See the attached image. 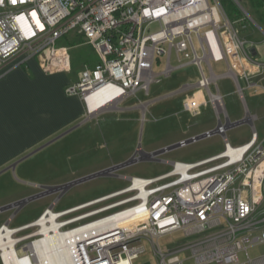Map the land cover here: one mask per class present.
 <instances>
[{
    "label": "built area",
    "instance_id": "1",
    "mask_svg": "<svg viewBox=\"0 0 264 264\" xmlns=\"http://www.w3.org/2000/svg\"><path fill=\"white\" fill-rule=\"evenodd\" d=\"M238 22L248 26L244 17L232 18L223 0H0V68L24 52L40 57L46 72L68 71L70 47L58 40L76 31L98 60L85 64L66 91L80 95L89 114L138 89L148 92L161 73L168 76L193 63L201 76L176 90L190 91L185 110L198 114L210 104L224 123L227 112L218 78L233 77L244 99L245 88L254 86L252 75L263 66L252 54L253 43L241 36ZM162 56L166 67L156 73L154 65ZM215 61L225 62L227 70L216 73ZM226 129L224 124L218 127L220 132ZM171 163L154 176L124 175L126 185L55 210L60 230L92 226L73 246L76 264L254 261L249 254L243 261L241 253L264 242V142L257 131L246 143L236 145L225 138L218 153ZM174 231L184 238L171 246L161 244ZM145 241L156 261L135 263L147 250ZM186 250L189 254L182 255Z\"/></svg>",
    "mask_w": 264,
    "mask_h": 264
},
{
    "label": "rangeland",
    "instance_id": "2",
    "mask_svg": "<svg viewBox=\"0 0 264 264\" xmlns=\"http://www.w3.org/2000/svg\"><path fill=\"white\" fill-rule=\"evenodd\" d=\"M240 1L250 17L247 16L248 18H246L243 8L236 0H223V3L232 18L244 17L246 19L248 24L246 28L242 27V23H237L240 34L253 43L258 51L255 58L262 62L264 61V0ZM58 43L69 45L72 61L70 70L57 73L61 80L65 78L72 79L70 82L76 81L85 64H92L97 61L98 56L94 48L87 44L82 36L76 34V31L69 32L60 38ZM30 59L38 63L41 69L45 71L40 57L30 56L28 60ZM224 63L223 61L213 62L216 73L227 68ZM172 65H178L174 57ZM165 67L166 59L165 56H162L159 62L156 61L154 71L161 73ZM198 69L196 65L190 63L174 69L168 76L161 73L159 75L161 80L151 82L148 92L141 88L123 98L120 105L126 108H109L89 117L71 131L21 160L15 168H9L1 173L0 203L15 195H19L21 198V196L24 197L39 192L43 189L40 187L41 184L64 183L82 176L81 174L85 175L93 170L105 168L103 166L127 158L124 154L131 147H134L133 152L139 146L146 151H152L179 142V138L189 129L192 123H217L219 121L218 115L210 104L202 106L200 113L193 114L185 110L183 104L184 98L190 91L176 92L184 83L194 82L201 76L200 69ZM218 84L232 118L246 115V103L253 113L251 109L252 101L258 92L246 93L243 99L237 90L235 80L231 76L218 79ZM258 91L264 93V88H259ZM43 99L45 101L50 100L47 97ZM143 101H147V103L143 106L127 109L128 106H134ZM223 120L225 122V118ZM188 123L189 125H187ZM258 123V120H256L255 124H257L259 132H262ZM251 131V125L243 123L229 127L227 134L232 144H238L246 140ZM58 134L46 139L40 145L54 139ZM223 145V135L214 133L166 150L157 155L158 159L156 160L133 162L118 169V172L127 175L154 176L170 169L172 166L171 161H194L208 153L222 149ZM22 171L27 172V174H22ZM23 176L29 178V181H21L24 178ZM127 183L128 179L117 175H101L91 178L73 185L62 194L58 191L34 199L18 211H16V208H10L0 212V226L3 223H8L10 226H19L32 222L47 208L64 209L96 197L103 192H109L124 186ZM19 188H23V192L27 193H17ZM9 216L10 219L7 220ZM41 229V224H34L15 233L17 237L27 236L16 244L21 264L38 263V261H35L34 256L30 255L27 246L30 241L43 236ZM183 238L184 235L181 231H174L161 238L160 242L167 247ZM145 243L147 250L134 260L135 263L156 261L155 256L152 255L151 244L147 241ZM181 254L188 255L189 251H183ZM0 264H3L1 257Z\"/></svg>",
    "mask_w": 264,
    "mask_h": 264
},
{
    "label": "crops",
    "instance_id": "3",
    "mask_svg": "<svg viewBox=\"0 0 264 264\" xmlns=\"http://www.w3.org/2000/svg\"><path fill=\"white\" fill-rule=\"evenodd\" d=\"M257 52L258 51L256 50L255 53H252L254 57ZM29 58L30 56L27 53H20L10 58L4 66L0 68V171L4 169L1 173L7 171L9 168H5L14 161H18L16 166L19 165L21 160H23L21 157H23L25 153H30L29 151L36 149L38 145H40L43 141H46V139H49L58 133L67 131L70 127L76 125L77 123L80 124L84 122L89 117L97 115L105 109L116 107L126 108L120 105V102L123 100L121 99L116 103L101 109L95 114H89L86 110L82 97L78 94H69L66 91V88L70 84L74 83L75 80L74 82H70L72 79L62 78L61 80L59 78V74H57L58 72H45L41 69L38 63L31 61V59L28 60ZM96 62L97 61L93 62L92 65ZM262 63V70L259 73L252 75L251 80L254 83V86L245 88V96L246 93H258L255 94L256 96H254V100L252 101L251 109L253 110V113L250 111V108L246 103V115L244 117L247 115L248 117L249 115L253 117V119L249 117L252 131L255 129L257 131L258 140L264 142V93H259L258 91L259 88H264V61H262ZM224 66L227 67V64L224 63ZM226 70L227 68L222 72H218V74H221ZM212 88L215 89V86L213 85ZM45 94L47 99L50 98L49 101H45V99H43L45 98ZM146 103L147 101H143L142 103H138L134 106H128L127 109L143 106V104ZM211 108L214 110L213 107ZM226 112L228 118L223 116V119L225 118V122L228 121V119L235 121L243 118L242 115L237 116V118H232L227 107ZM256 120H258V124L261 127L262 132H259V129L257 128V124H255ZM215 123H192L189 126V129H187L179 140L188 139L214 129L218 125L219 121H217L216 124ZM187 125H189V123ZM227 129L225 134L220 133L224 137V142L225 138L229 140ZM252 131L246 140H243L238 144H243L249 141ZM223 148L208 153L202 157L218 153L222 151ZM133 150L134 147H131L128 152H125L124 155H126L125 157L127 158L123 157V160L118 162L114 161L103 167H109L113 164L125 161L133 155V153H135L136 150L134 152ZM21 173L27 174V172L24 171ZM124 175L127 174L118 172L117 176L124 178ZM23 177L24 178L21 179V181H29V178H26V176ZM107 192H103L101 194ZM17 193L23 194L27 192H23V188H19ZM18 198H20L19 195H15L14 197H10L9 199L2 201L0 205L12 202ZM9 219L10 216L7 220ZM248 254L254 261L247 262L246 264H263L262 259H264V242L255 243L248 247L247 252H242L241 258L243 261L247 260Z\"/></svg>",
    "mask_w": 264,
    "mask_h": 264
},
{
    "label": "bare ground",
    "instance_id": "4",
    "mask_svg": "<svg viewBox=\"0 0 264 264\" xmlns=\"http://www.w3.org/2000/svg\"><path fill=\"white\" fill-rule=\"evenodd\" d=\"M57 211L48 208L36 220L25 226H10L7 223L0 226V257L3 264H21L16 242L22 237L15 236L17 231L34 224H41L42 237L30 241L27 248L36 264H76L73 256V246L82 238L84 232L92 226L67 228L60 230V221H57Z\"/></svg>",
    "mask_w": 264,
    "mask_h": 264
},
{
    "label": "water",
    "instance_id": "5",
    "mask_svg": "<svg viewBox=\"0 0 264 264\" xmlns=\"http://www.w3.org/2000/svg\"><path fill=\"white\" fill-rule=\"evenodd\" d=\"M252 52L255 53L256 52V49L255 48H252ZM243 123H249V124L251 123L250 120H249L248 115L246 117H243V118L238 119V120H235V121H231L230 119H228V121H226L225 123H222L220 121L218 123V125L214 129H211V130L206 131V132H204L202 134L193 136V137L188 138V139H183V140H181L179 142L172 143L170 145H166L164 147H161V148H158V149H155V150H152V151H146L143 148H141V146H139V148L135 151V153H133V155H131L125 161H122V162L113 164V165H111L109 167H105V168L96 170L94 172H91V173L82 175L80 177L74 178V179L69 180V181H66L64 183H58V184H41L40 187L43 188L41 191L36 192V193H33V194H30V195H27V196H24V197H21V198H18L16 200L12 201V202H9V203L0 205V211L6 210V209H10V208H16V211H18L21 207H23L28 202H30V201H32L34 199H37V198H39L41 196H44L46 194H50V193L58 192V191H60L61 194H62L65 191H67L70 187H72L73 185L78 184V183H81L83 181L89 180V179L94 178V177H97V176H101V175H118V172H117L118 169H120V168H122L124 166H127V165H129V164H131L133 162H136L137 160H156V159H158L157 158V155L165 152L166 150H169V149H172L174 147H177V146L182 145V142L188 143V142L194 141L196 139H200V138L206 137L208 135H212L214 133H222V134H225V132H220L218 130V127L220 126V124H224V126L226 128H228L230 126H236V125L243 124ZM78 125H79V123H77L76 125L70 127L67 131L62 132L61 134L57 135L56 137H54V139H51L47 143H44V144L40 145L39 147H37L36 149H34L33 151H31L27 155L21 157V159L26 158L30 154L36 152L37 150H39L40 148H42L43 146H45L49 142H51V141L55 140L56 138L62 136L63 134H65L66 132L72 130L73 128H75ZM137 154H138V157H136ZM17 162L18 161L12 162L5 169L15 168ZM3 170L4 169H2L0 171V173Z\"/></svg>",
    "mask_w": 264,
    "mask_h": 264
},
{
    "label": "flooded vegetation",
    "instance_id": "6",
    "mask_svg": "<svg viewBox=\"0 0 264 264\" xmlns=\"http://www.w3.org/2000/svg\"><path fill=\"white\" fill-rule=\"evenodd\" d=\"M98 170H99V169H98ZM93 172H94V171H93ZM117 172H118V170H117ZM117 172H116V173H117ZM87 174H88V173H87Z\"/></svg>",
    "mask_w": 264,
    "mask_h": 264
},
{
    "label": "trees",
    "instance_id": "7",
    "mask_svg": "<svg viewBox=\"0 0 264 264\" xmlns=\"http://www.w3.org/2000/svg\"><path fill=\"white\" fill-rule=\"evenodd\" d=\"M263 3V2H262ZM65 36V35H64Z\"/></svg>",
    "mask_w": 264,
    "mask_h": 264
}]
</instances>
